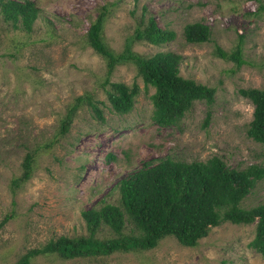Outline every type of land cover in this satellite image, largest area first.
Masks as SVG:
<instances>
[{
  "label": "rangeland",
  "instance_id": "rangeland-1",
  "mask_svg": "<svg viewBox=\"0 0 264 264\" xmlns=\"http://www.w3.org/2000/svg\"><path fill=\"white\" fill-rule=\"evenodd\" d=\"M18 1L32 2L38 14L28 31L0 11V222L8 217L0 226V264H16L29 248L61 235H86L81 211L119 205L120 180L144 162L216 156L230 168L264 167V144L246 133L253 104L238 92L264 88V0ZM148 16L174 31V38L161 45L137 39ZM98 18L110 50L174 52L182 76L215 88L214 102L196 100L178 125L159 126L152 119L154 88L125 62L109 81L135 82L140 92L131 111L115 112L106 92V58L87 42ZM194 21L210 26L209 41L185 40L184 25ZM240 37L243 65L216 54V44L231 51ZM263 200L264 178L239 205L251 208ZM133 228L128 221L123 232ZM254 233L255 222L224 221L195 246L166 236L147 250L70 259L44 254L30 264H264L250 246ZM112 235L105 226L97 233L102 239Z\"/></svg>",
  "mask_w": 264,
  "mask_h": 264
},
{
  "label": "trees",
  "instance_id": "trees-1",
  "mask_svg": "<svg viewBox=\"0 0 264 264\" xmlns=\"http://www.w3.org/2000/svg\"><path fill=\"white\" fill-rule=\"evenodd\" d=\"M104 10H106L104 8ZM0 11L6 20L30 30L38 9L30 1L0 0ZM103 18L102 16L100 17ZM94 21L87 42L106 58L109 89L106 90L113 110L125 114L132 110L140 92L137 83L110 82L108 76L116 65L131 62L146 86H152V119L162 127L176 126L196 100L211 105L215 88L180 74V55L161 51L142 56L125 48L120 53L110 50L101 36L102 20ZM184 38L189 43H203L211 39L210 26L202 21L184 25ZM174 31L158 26L154 17L148 16L145 26L137 27L135 37L161 45L173 39ZM216 54L232 60L237 66L245 63L242 54V37L231 51L215 45ZM239 94L253 104L252 119L247 135L264 144V88H241ZM100 114L99 109L92 105ZM210 114L207 112L205 124ZM31 157L26 156L24 176H28ZM264 178V167L256 164L243 169L228 167L213 156L205 161H183L170 157L155 163L144 162L118 184L119 205L104 203L81 211L87 234L68 237L61 235L44 245L29 248L16 264H30V259L44 254H57L62 258L108 255L115 251L147 250L166 237L173 236L183 246H195L211 227L224 221L249 224L255 222V233L250 246L264 257V200L251 208L240 207L242 199L258 180ZM8 217L1 222L2 226ZM134 228L124 233L127 222ZM107 227L113 234L98 238L97 233Z\"/></svg>",
  "mask_w": 264,
  "mask_h": 264
}]
</instances>
